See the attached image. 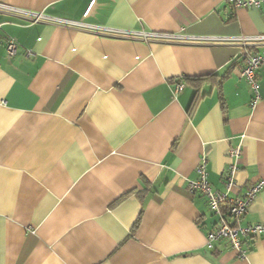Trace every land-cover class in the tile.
I'll return each instance as SVG.
<instances>
[{
	"label": "crops",
	"instance_id": "crops-1",
	"mask_svg": "<svg viewBox=\"0 0 264 264\" xmlns=\"http://www.w3.org/2000/svg\"><path fill=\"white\" fill-rule=\"evenodd\" d=\"M89 1L0 4L206 40L147 41L0 9V264H264V238L244 240L243 257L207 244L216 216L188 190L202 158L216 191L236 167L229 197L264 180V69L255 102L239 75L240 55L264 54V41L236 40L264 35V9L96 0L85 16ZM254 223H264V186L241 222Z\"/></svg>",
	"mask_w": 264,
	"mask_h": 264
},
{
	"label": "built area",
	"instance_id": "built-area-1",
	"mask_svg": "<svg viewBox=\"0 0 264 264\" xmlns=\"http://www.w3.org/2000/svg\"><path fill=\"white\" fill-rule=\"evenodd\" d=\"M226 2L233 9H264V0H226ZM96 4V0H90L85 11V16H87ZM0 9L13 11L16 13H21L29 16L32 22L39 21H50L64 25L76 26L80 28H87L100 33H106L116 36H135L140 37L144 40H160L167 42H186L193 43L201 40H206L204 38L186 36L178 33H159V32H133L127 30L110 29L103 27H96L91 25H86L80 22H72L61 19H54L45 16L41 13H29L22 11L7 5L0 4ZM236 40L242 41L244 44L246 42H251L255 40L264 41V35H259L257 37H239ZM16 51V43L14 40L9 39L5 45V53L7 57H12ZM242 58L241 65L239 67V75L244 78L250 85L253 94L254 102L259 98L256 72L260 68L264 69V54L263 53H242L240 55ZM184 83L178 81L176 82L173 93L177 94L184 89ZM240 150L238 148L230 151L231 156H238ZM206 161L204 158L201 159L200 164L197 167L198 179L194 181H189L188 190L191 193H199L202 195L207 203V206L211 212L216 216V223L213 229L208 231L206 235L207 244L214 243L216 241L224 240L227 242L228 246L236 251L239 257H243L246 253V249L243 248V241L246 239L253 238H264V223H254V224H241L242 219L248 212V208L255 198L258 191L264 186V180L258 181L248 186L246 192L242 196L229 197L228 191L234 185V173L236 167L232 165L226 173V184L227 191L221 192L213 190L208 183L207 173H206Z\"/></svg>",
	"mask_w": 264,
	"mask_h": 264
},
{
	"label": "trees",
	"instance_id": "trees-1",
	"mask_svg": "<svg viewBox=\"0 0 264 264\" xmlns=\"http://www.w3.org/2000/svg\"><path fill=\"white\" fill-rule=\"evenodd\" d=\"M197 80H201V79H196V80L194 79V80L191 81L193 83V85L196 86V93L194 94V97H193L191 105H190V109H189L190 112L194 111V109L196 108L199 100L201 99V96H200L199 90H198L199 89L198 88L199 84H197V82H196Z\"/></svg>",
	"mask_w": 264,
	"mask_h": 264
}]
</instances>
